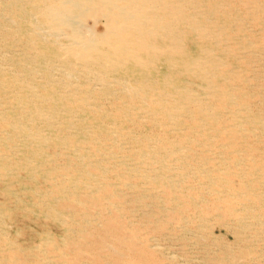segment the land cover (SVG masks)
Segmentation results:
<instances>
[{
  "label": "rangeland",
  "instance_id": "rangeland-1",
  "mask_svg": "<svg viewBox=\"0 0 264 264\" xmlns=\"http://www.w3.org/2000/svg\"><path fill=\"white\" fill-rule=\"evenodd\" d=\"M69 1L0 0V264H264V0Z\"/></svg>",
  "mask_w": 264,
  "mask_h": 264
},
{
  "label": "bare ground",
  "instance_id": "bare-ground-1",
  "mask_svg": "<svg viewBox=\"0 0 264 264\" xmlns=\"http://www.w3.org/2000/svg\"><path fill=\"white\" fill-rule=\"evenodd\" d=\"M93 1L95 0H70L67 3L61 2L57 6L51 5L47 7V11L54 20L55 27L66 25L67 16L73 13H87V16H90L96 10L102 11L108 19L106 29L101 35L92 32H87L84 36L75 35L74 38L78 43V48L86 52L94 45L105 48L110 47V44L114 43L126 52L133 49L139 53L137 54V58H140L143 50L141 47L135 48L133 44H130L128 35L131 34L130 36H132V34L139 31L143 33L157 31V23L145 25V27L141 26L137 29H132L129 26V24H141L145 20V12L142 6L138 5V0H96L95 6L93 5ZM147 26H150L151 29L147 30ZM139 92H143V90L137 88V93ZM145 93H142L141 97L150 101L154 100L151 95H146Z\"/></svg>",
  "mask_w": 264,
  "mask_h": 264
}]
</instances>
